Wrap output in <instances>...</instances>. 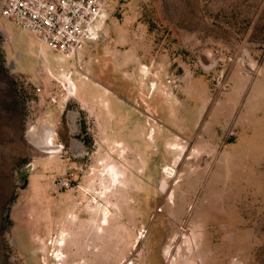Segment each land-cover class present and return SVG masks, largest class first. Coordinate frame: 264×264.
<instances>
[{
  "label": "rangeland",
  "instance_id": "1",
  "mask_svg": "<svg viewBox=\"0 0 264 264\" xmlns=\"http://www.w3.org/2000/svg\"><path fill=\"white\" fill-rule=\"evenodd\" d=\"M2 3L0 264H264V0H106L75 58Z\"/></svg>",
  "mask_w": 264,
  "mask_h": 264
},
{
  "label": "built area",
  "instance_id": "2",
  "mask_svg": "<svg viewBox=\"0 0 264 264\" xmlns=\"http://www.w3.org/2000/svg\"><path fill=\"white\" fill-rule=\"evenodd\" d=\"M1 13L51 50L80 55L107 21L106 0H3ZM61 178L59 184H67Z\"/></svg>",
  "mask_w": 264,
  "mask_h": 264
},
{
  "label": "bare ground",
  "instance_id": "3",
  "mask_svg": "<svg viewBox=\"0 0 264 264\" xmlns=\"http://www.w3.org/2000/svg\"><path fill=\"white\" fill-rule=\"evenodd\" d=\"M145 70H147V68H144V70L142 69V72H144ZM145 73V72H144ZM147 73V72H146ZM70 92L73 91V89L71 88V90H69ZM48 136L46 138V141H45V148H46V153L47 154H56L58 151H57V147L54 145L53 143V140H52V134H50V131L47 133ZM111 174V173H110ZM112 181L114 182V185H117L118 181H119V173L117 171H115V169L112 167ZM98 203V202H97ZM99 204V203H98ZM100 206V204H99ZM104 211V215L105 217L102 218L103 221H101L99 224L96 223L97 219L95 218L92 222L93 224H95V228H99V227H103V226H107L108 225V220H107V217H106V209H103ZM97 212V211H96ZM101 220V219H100ZM95 233V232H94ZM98 232H96L97 234ZM96 234H93L94 236H96ZM65 235V234H64ZM65 238H62L58 243L59 245H65V243L63 241ZM61 243V244H60ZM93 247H97L96 246V242L94 243ZM59 256L62 255V253H58ZM95 257H97L99 254H98V251L95 252ZM99 258V257H98ZM59 259V258H58ZM97 264V262H96Z\"/></svg>",
  "mask_w": 264,
  "mask_h": 264
},
{
  "label": "water",
  "instance_id": "4",
  "mask_svg": "<svg viewBox=\"0 0 264 264\" xmlns=\"http://www.w3.org/2000/svg\"><path fill=\"white\" fill-rule=\"evenodd\" d=\"M30 170V166L27 168V171H29Z\"/></svg>",
  "mask_w": 264,
  "mask_h": 264
}]
</instances>
